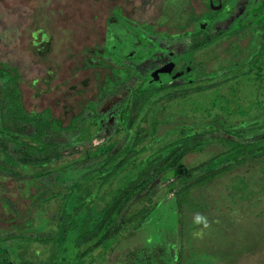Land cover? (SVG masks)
Listing matches in <instances>:
<instances>
[{"label":"rangeland","instance_id":"374dc122","mask_svg":"<svg viewBox=\"0 0 264 264\" xmlns=\"http://www.w3.org/2000/svg\"><path fill=\"white\" fill-rule=\"evenodd\" d=\"M263 3L264 0H229L228 11L209 22L206 30L211 42L200 50L199 45L205 41L200 33L173 38L163 35L182 31L174 25L176 20L172 16L177 8H183L188 19L189 13L193 14L194 22L181 15L176 24L191 23L184 28L196 32L199 0H0V115H11L16 104L7 92V73L17 82L21 103L18 114H27L25 121L15 126L12 123V131L30 134L42 118L40 113L44 108L48 107L65 125L70 115L79 110L78 102L96 92L108 68L89 65L88 52L99 53L111 63L127 64L147 74L171 59V55L156 50L149 40L175 55L195 49L198 52L173 67L181 75L163 82L167 86L185 84L180 87L184 93L169 99L165 103L166 110L156 115L158 120L167 119L170 130L178 125L188 131L187 127L193 128L195 122L202 130L204 124L211 126L216 122L232 133L220 130L205 135L209 139L202 141L203 149L187 159V169H194L223 150L221 138L250 142L264 137V132L236 136L248 128L246 124L250 121H264V42L260 36L264 31L261 30L264 13L246 31L241 32V23H237L250 9ZM142 23L146 24L145 28ZM233 27H237L234 31H238L237 34H231ZM231 41L237 43L231 47ZM120 49L125 50V55L119 58L109 52L120 53ZM131 53L134 55L128 57ZM135 81L134 76L129 77L114 93L87 109L83 116L93 113L106 117L102 129L89 140H72L79 132L75 127L51 132L48 138L60 144L59 154L89 148L106 138L116 122V107L129 94ZM29 114L34 118L29 120ZM145 125L148 126V121L143 123ZM93 130L91 128L90 132ZM171 132L168 137L177 134ZM257 155L255 160L248 156L234 165L229 162L215 167L230 165L227 171L212 179L208 170L214 165H202L201 171L196 170V176L199 175L196 187L189 188V207L184 215L177 206L175 210L169 206L177 191L187 183L167 193L147 219L148 225L136 230L133 240L151 247L157 242L170 246L168 241L175 243L174 239L181 238L187 264H264V152L259 151ZM36 158L37 155L29 151L28 160ZM93 161L97 159L77 163L76 167H85ZM79 174L78 171L75 175ZM174 178L161 176L148 190L162 191ZM73 180L65 179L61 183L67 185ZM56 183L55 171L41 180L29 182L28 193L33 196L28 204L29 238L34 240H30L25 255L27 264H117V251L129 244L123 238V231L108 237L93 251L86 248L97 243L92 239L76 245L74 235L68 234L67 246L63 243L60 224L64 206L62 211L57 209L58 198L51 195ZM35 211L39 213L36 215ZM77 214L81 215V211ZM198 215L202 217L199 222ZM121 218L119 215L115 227L119 226ZM55 224L56 236L51 239ZM38 237L45 238V243L36 241ZM174 263L172 256L159 248L140 252L133 262Z\"/></svg>","mask_w":264,"mask_h":264},{"label":"trees","instance_id":"16d2710c","mask_svg":"<svg viewBox=\"0 0 264 264\" xmlns=\"http://www.w3.org/2000/svg\"><path fill=\"white\" fill-rule=\"evenodd\" d=\"M263 13L264 3L262 6L252 9L250 14L252 18H250L253 21H257ZM181 15L187 16L183 8H177L172 14L176 23ZM213 15L209 16L207 20L211 21L217 16V12L216 15L215 13ZM189 16V20L194 22L193 14L190 15L189 13ZM176 23L174 25L178 29L182 28V31L180 33H177L178 31L171 34L164 33L165 37L173 38L189 34L195 36L202 31L201 21L197 23L196 32H191L187 29L184 31L186 24ZM142 26L145 28L146 24L142 23ZM240 27L244 29L246 24H241ZM263 27L264 24L261 30H264ZM234 31L232 29L231 34H237L238 31L236 33ZM204 35L205 41L199 45L201 46L200 50L208 41L211 42L208 34L204 33ZM260 36L264 42V31L260 32ZM149 42L153 44L156 50H163L170 54L172 57L170 61L161 68L142 74L127 64L111 63L99 53L88 52L89 65L108 68L104 72V76L101 77V81L98 82L96 92L91 97L78 102L79 110L70 115L67 124L64 125L59 117H54L50 109L46 107L41 111L42 118L35 123V131L33 133L19 134L20 136H18L13 131L12 137L16 140V134L18 138H25L30 152L37 155L38 158L29 161L30 174L33 173L35 179H40L51 175L54 171L56 172L58 183L55 184V190L52 191L51 195L58 198L57 209L62 211L61 207L64 206L63 220H61L63 222L60 226L63 233H61V239L65 241L63 243L66 246V236L70 234L74 235L73 242L76 245L89 239L97 241L95 245L91 244L86 247L87 250L91 249L93 251L108 237L116 234L120 235L121 231H123V238L129 244L122 250L117 251L115 260L117 264H133L140 252L157 248L161 249L164 254L172 256L174 264H187L181 238H178V240L174 239L175 243L168 241L170 246L157 242L150 247L146 244H137L133 240L136 230L148 225L147 219L155 213L168 192H171L177 186L187 183L177 191V196H175L169 206L171 210H175L177 206L183 216L186 208L189 207V188H195L197 179H199L196 178L199 177V175L196 176V170L201 171L202 165H214L210 168L211 170H208L209 179H212L217 174L227 171L230 165L215 169L217 166L229 162L234 165L244 161L248 156L253 157L255 160L258 158L257 154L259 151L264 152V137L250 142H238L221 138L222 142H224L223 150L213 154L208 161H204L194 169H187L186 164L189 155L194 152H200L203 149L202 141L209 139L204 137L205 135L219 132L220 130H224L228 134L232 133L226 128L219 127L216 122H212L213 125L211 124V126L208 123L204 124L202 130L198 128V125L196 126L197 122H195L193 128L187 127L188 131L181 126L175 125L172 126L173 128L171 127L172 130L175 128L172 131L167 119L162 121L157 119L156 115L158 112L166 110L165 103L169 99L180 97L184 93L180 87L185 84L167 86L163 82L180 76L181 74L176 73L173 67L187 56L194 55L198 51L194 49L186 54L175 55L159 47L156 42L152 40H149ZM235 42L237 43V41L231 43V47ZM109 52L117 58L125 55V50L122 49H120V53ZM132 55L134 53H131L128 57ZM95 74L99 77L101 76V73ZM131 76H134L136 81L129 94L116 107L114 112L116 122L108 136L89 148L71 151L65 155L59 154L60 144L50 140L48 135L51 132L54 133L75 127L78 128L79 132L72 140L87 141L92 138L102 129L106 117L103 114L93 113L91 115H83L95 103L114 93L116 88L123 85ZM6 83L7 92H10L13 100L16 101L11 114L15 126L18 122L25 121V115L27 114H18L17 110L21 103L19 101L17 82L9 73H7ZM154 84L155 87H153ZM171 89L174 90L171 92ZM28 116L29 120L34 118L31 114ZM92 121L97 122V126H92ZM146 121H148V126H143ZM246 126L248 128L242 129L244 131L237 133L236 136H252L264 132V121L252 120ZM91 127H94V130L88 137H82ZM169 131L177 132V134L168 137ZM200 136H203V138H200ZM95 159L97 161H93L85 167H76L77 163ZM78 171L80 174L76 176L75 174ZM161 176L168 179L176 178L170 181L168 187L162 191L148 190V187ZM65 179L74 180L70 184L62 185L61 182ZM123 179L126 181L122 182ZM136 196L138 197L134 199ZM78 211H81L79 216L77 214ZM119 215H122V218L119 226L115 227V222ZM54 227L56 228V224ZM55 228L51 239H55L57 231V228L56 230ZM93 237L96 240H93ZM36 240L40 241L39 239ZM53 248L54 244L50 246L49 250L52 251Z\"/></svg>","mask_w":264,"mask_h":264},{"label":"flooded vegetation","instance_id":"af4514ba","mask_svg":"<svg viewBox=\"0 0 264 264\" xmlns=\"http://www.w3.org/2000/svg\"><path fill=\"white\" fill-rule=\"evenodd\" d=\"M227 3H229V0H199L200 12L198 15L200 18L198 22H202L200 34L203 37L205 36L204 33L208 34L206 30L210 22L207 20L208 17L214 13L216 15V12L217 16L225 14L229 9ZM190 8V10H194L192 6ZM252 9L247 12L242 20L237 22L238 24H246V27L240 30L241 32L251 28L255 22L250 19ZM188 25L186 24V28ZM232 29L236 30L237 27H233ZM208 43L210 44V42ZM203 48L205 47L203 46ZM12 123V115H0V264H27L28 261L25 260V255L28 253L31 244H29L30 240H34L33 238H29L30 216L28 204L29 199L33 198L28 193L29 182L41 180L43 177L35 179L33 173L30 174L28 160L30 150L27 146V140L22 137L18 138L21 134H17L18 136L15 134L16 140H14L12 137L14 134ZM92 126H97V122L92 121ZM90 129L83 134V137L87 132L88 135L91 133ZM5 144L9 146L5 147ZM38 204H36L35 208ZM34 213L37 215L39 211H35ZM37 239L40 240L39 243H44L45 238L38 237ZM89 254L91 253L89 252ZM17 255H20L21 258H18Z\"/></svg>","mask_w":264,"mask_h":264},{"label":"clouds","instance_id":"9594fccd","mask_svg":"<svg viewBox=\"0 0 264 264\" xmlns=\"http://www.w3.org/2000/svg\"><path fill=\"white\" fill-rule=\"evenodd\" d=\"M201 219H202V217L199 215L196 217L197 222H199Z\"/></svg>","mask_w":264,"mask_h":264},{"label":"water","instance_id":"95a60500","mask_svg":"<svg viewBox=\"0 0 264 264\" xmlns=\"http://www.w3.org/2000/svg\"><path fill=\"white\" fill-rule=\"evenodd\" d=\"M88 136V132L84 135V137L86 138Z\"/></svg>","mask_w":264,"mask_h":264}]
</instances>
